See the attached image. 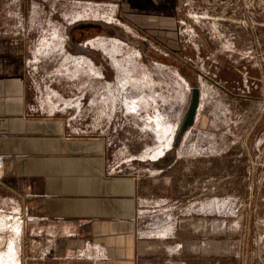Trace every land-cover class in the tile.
Returning <instances> with one entry per match:
<instances>
[{"label":"crops","instance_id":"1","mask_svg":"<svg viewBox=\"0 0 264 264\" xmlns=\"http://www.w3.org/2000/svg\"><path fill=\"white\" fill-rule=\"evenodd\" d=\"M102 5L91 0H0V201L20 220L13 264H219L218 223L206 214H236L234 209L164 218L144 211L134 166L113 159V140L79 134L74 116L60 111V97L68 91L91 89L90 58L71 55L66 47L74 39L72 26L90 21ZM260 13L256 26L227 35V50L194 58L202 80L200 105L174 171L182 177L209 172L216 198L218 187L250 188L264 181V173L254 174L260 168L245 147L264 96ZM172 35L169 31L168 41ZM62 52L65 58H60ZM97 72L94 77L104 78ZM251 145L264 154V131ZM201 149H206V161L197 157ZM172 160L162 163L173 167ZM194 176L199 177L188 180L202 182Z\"/></svg>","mask_w":264,"mask_h":264},{"label":"rangeland","instance_id":"2","mask_svg":"<svg viewBox=\"0 0 264 264\" xmlns=\"http://www.w3.org/2000/svg\"><path fill=\"white\" fill-rule=\"evenodd\" d=\"M91 1L103 4L96 8H101V13H92L87 19L90 21L73 25L75 37L66 47L71 55L90 58L91 89L68 91V96L60 97L64 103L60 111L74 116L79 134L108 135L113 140V159L122 166H134L144 211L164 218L169 213L194 215L216 207L220 213L234 209L236 214H206L213 215L218 223L219 264H258L264 244V181L250 188L218 187L216 198L209 172H188L184 179L180 171H174L183 160L178 155L183 139L177 149L173 142L191 88H200L202 81L194 58L198 54L209 58L217 50H227L228 34L256 26L254 18L261 17L260 12L264 14V0H166L164 5L132 0ZM169 31L174 33L170 41L166 37ZM137 52L141 58H134ZM60 58H65L64 52ZM97 69L104 78L94 77ZM99 82L106 84L100 86ZM262 131L264 96L245 140L252 164L260 168L254 173L257 176L264 173V154L254 152L251 144ZM160 143L164 153L159 151ZM205 150H198L199 161H206ZM170 157L175 166H164L162 162ZM121 173L127 172L123 169ZM191 175H199L194 177L202 182L189 181ZM226 225L230 234L226 233ZM19 233L20 220L0 201V264L17 260Z\"/></svg>","mask_w":264,"mask_h":264},{"label":"water","instance_id":"3","mask_svg":"<svg viewBox=\"0 0 264 264\" xmlns=\"http://www.w3.org/2000/svg\"><path fill=\"white\" fill-rule=\"evenodd\" d=\"M200 93L201 91L198 86H194L191 88L188 106L183 114L182 120L174 137V142H173L174 149H177L179 147L185 133L191 127H193L195 123L196 115L200 105Z\"/></svg>","mask_w":264,"mask_h":264},{"label":"built area","instance_id":"4","mask_svg":"<svg viewBox=\"0 0 264 264\" xmlns=\"http://www.w3.org/2000/svg\"><path fill=\"white\" fill-rule=\"evenodd\" d=\"M258 264H264V250L259 252L258 255Z\"/></svg>","mask_w":264,"mask_h":264},{"label":"flooded vegetation","instance_id":"5","mask_svg":"<svg viewBox=\"0 0 264 264\" xmlns=\"http://www.w3.org/2000/svg\"><path fill=\"white\" fill-rule=\"evenodd\" d=\"M75 37V36H74Z\"/></svg>","mask_w":264,"mask_h":264}]
</instances>
